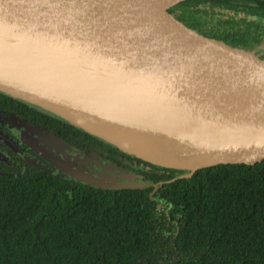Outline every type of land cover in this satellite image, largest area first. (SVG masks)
<instances>
[{"label":"water","instance_id":"1","mask_svg":"<svg viewBox=\"0 0 264 264\" xmlns=\"http://www.w3.org/2000/svg\"><path fill=\"white\" fill-rule=\"evenodd\" d=\"M188 1L0 0V92L186 178L262 163L264 55L173 12Z\"/></svg>","mask_w":264,"mask_h":264},{"label":"trees","instance_id":"2","mask_svg":"<svg viewBox=\"0 0 264 264\" xmlns=\"http://www.w3.org/2000/svg\"><path fill=\"white\" fill-rule=\"evenodd\" d=\"M173 12L246 49L264 35V0H192ZM74 128L135 162V181H125L147 185L109 190L38 169L0 174V264H264V161L186 178Z\"/></svg>","mask_w":264,"mask_h":264},{"label":"flooded vegetation","instance_id":"3","mask_svg":"<svg viewBox=\"0 0 264 264\" xmlns=\"http://www.w3.org/2000/svg\"><path fill=\"white\" fill-rule=\"evenodd\" d=\"M254 47L264 55V35ZM91 140L54 114L0 93L1 175L18 176L38 169L73 179L51 163L55 160L106 182H125L126 176H136L131 170L135 162Z\"/></svg>","mask_w":264,"mask_h":264},{"label":"rangeland","instance_id":"4","mask_svg":"<svg viewBox=\"0 0 264 264\" xmlns=\"http://www.w3.org/2000/svg\"><path fill=\"white\" fill-rule=\"evenodd\" d=\"M129 177V178H127ZM126 179H129V180H134L135 181V176L133 174H130L128 176L125 177Z\"/></svg>","mask_w":264,"mask_h":264}]
</instances>
